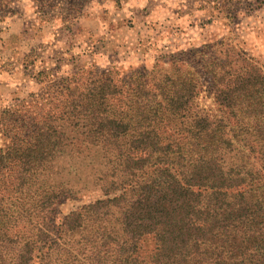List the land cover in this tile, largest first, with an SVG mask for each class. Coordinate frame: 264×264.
<instances>
[{
    "label": "trees",
    "instance_id": "trees-1",
    "mask_svg": "<svg viewBox=\"0 0 264 264\" xmlns=\"http://www.w3.org/2000/svg\"><path fill=\"white\" fill-rule=\"evenodd\" d=\"M222 43L125 77L23 62L49 84L0 109V264H264V72ZM202 77L213 118L194 110ZM66 154L98 158L102 198L52 239L75 191L46 171Z\"/></svg>",
    "mask_w": 264,
    "mask_h": 264
},
{
    "label": "rangeland",
    "instance_id": "rangeland-1",
    "mask_svg": "<svg viewBox=\"0 0 264 264\" xmlns=\"http://www.w3.org/2000/svg\"><path fill=\"white\" fill-rule=\"evenodd\" d=\"M214 41L226 46L229 62L238 63L241 54L264 72V0H0V109L47 88L44 74L23 73L25 64L45 71L60 61L64 72L75 66L113 67L125 77L155 64L166 67L183 54L191 57L189 63L182 59L184 65L193 66L199 50L206 47L210 55L207 47ZM194 110L211 118L219 114L204 77ZM6 143L0 133V149ZM55 161L46 171L47 182L61 181L75 193L57 205L52 239L65 216L102 198L103 181L96 157L71 160L66 154Z\"/></svg>",
    "mask_w": 264,
    "mask_h": 264
}]
</instances>
